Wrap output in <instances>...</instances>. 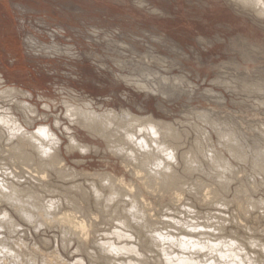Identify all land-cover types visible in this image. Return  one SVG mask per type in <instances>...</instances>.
I'll list each match as a JSON object with an SVG mask.
<instances>
[{
    "label": "clouds",
    "instance_id": "clouds-1",
    "mask_svg": "<svg viewBox=\"0 0 264 264\" xmlns=\"http://www.w3.org/2000/svg\"><path fill=\"white\" fill-rule=\"evenodd\" d=\"M102 2L0 57V264H264V0Z\"/></svg>",
    "mask_w": 264,
    "mask_h": 264
},
{
    "label": "rangeland",
    "instance_id": "rangeland-1",
    "mask_svg": "<svg viewBox=\"0 0 264 264\" xmlns=\"http://www.w3.org/2000/svg\"><path fill=\"white\" fill-rule=\"evenodd\" d=\"M197 3L202 5L203 0H166L170 19L164 25L168 32L164 45L170 55L179 57L194 42L196 32L223 27L220 18L202 15L195 6ZM77 12L96 17L109 14L102 0L99 3L94 0H0V57L7 63L10 55L18 56L21 36L30 34V29L43 31L44 16L71 24ZM202 19L208 20V24L202 23ZM143 39L149 44L152 42L151 37ZM16 68L23 74L30 70L31 61H21Z\"/></svg>",
    "mask_w": 264,
    "mask_h": 264
}]
</instances>
